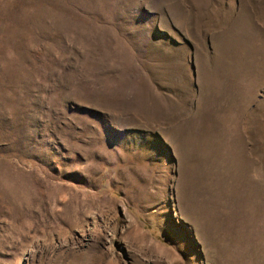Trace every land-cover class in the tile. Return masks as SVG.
<instances>
[{
    "label": "rangeland",
    "instance_id": "374dc122",
    "mask_svg": "<svg viewBox=\"0 0 264 264\" xmlns=\"http://www.w3.org/2000/svg\"><path fill=\"white\" fill-rule=\"evenodd\" d=\"M0 264H264V0H0Z\"/></svg>",
    "mask_w": 264,
    "mask_h": 264
}]
</instances>
